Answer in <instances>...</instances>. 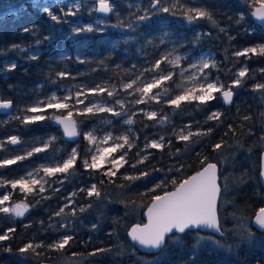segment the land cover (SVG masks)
Masks as SVG:
<instances>
[{"label":"trees","instance_id":"trees-1","mask_svg":"<svg viewBox=\"0 0 264 264\" xmlns=\"http://www.w3.org/2000/svg\"><path fill=\"white\" fill-rule=\"evenodd\" d=\"M184 2L190 7L208 9L219 27L206 19L189 24L182 15L172 16L167 13L154 15L150 20L139 22L132 31L138 36L139 31L145 32L142 39V54H136L133 47L129 50L131 55L120 50L111 52L101 50L90 59L78 62L74 70H78V78L91 84L97 80H105L108 84L117 83L122 65H130L131 62L138 65L144 58L152 64L160 57L159 52L164 46L161 39L163 33H166L169 39H173L184 50L190 49L193 52L202 48L213 50L218 65L217 72L225 85L234 79L233 73H236L238 68L241 66L248 68L243 85L233 89L232 103L225 104L222 98H218L209 102L207 107L202 105L198 109L194 102L182 103L180 109H174L167 103L152 102L148 106L168 116V122L161 125L157 121L148 120L143 113L134 111L136 115H132V118L136 122L133 123L130 133L127 125L119 124L122 116L113 117L111 113L106 112L87 117L77 115V121L81 125L80 137L75 141L78 143L79 158L74 174L64 180L63 184L55 185L57 188L48 189L43 194L51 197L50 199H41L39 204H35V200L40 198H29L30 204L35 206L30 207L23 217L0 213V234H4L8 228L15 229L14 233H9L11 237L9 240L0 242V264H40L43 261L60 264H138L135 261L138 255L148 256L153 253L138 250L127 237L128 228L134 222L143 221L142 212L151 203L153 195L173 189L171 180L176 179L179 182L199 170L204 166L201 161L205 157L206 162L213 161L219 167L220 195L230 201L227 207L232 208L235 213L252 217L261 206L263 188L259 180V164L260 153L264 149V89L254 90V85L264 84V71H261L264 69V57L254 56L247 59L236 57L234 53L249 46L264 44V24L257 22L250 15L253 9L249 6L251 0H248V3L244 0H184ZM142 3L145 8L149 6V0H142ZM40 4L41 0H0V68L8 57L17 61L15 69L0 74V96L12 101L14 112H19V106L31 105L32 99L38 94L46 93L59 83L69 81V77L60 78L56 75L63 62H67L73 68L75 66L72 59L61 61L53 56L56 54L54 52H57L54 49L61 48L64 42L55 30L57 24L51 21ZM120 10L125 12L128 9L122 5ZM241 14L244 15V21L237 24L236 21ZM132 15L130 14V17ZM107 16L108 20L116 25L122 22L121 27L128 22L122 13L115 16L110 12ZM25 28L30 31L25 32ZM220 28H225L226 32L221 33ZM229 36L234 39L229 40ZM13 45L20 47L13 48ZM31 45L43 48L42 52L36 55L38 57L36 60L30 59L31 55L21 51V47ZM169 85L172 94L173 83L170 81ZM216 96L219 97L218 94ZM54 111L52 110L49 116ZM213 111L223 113L220 121L205 122L207 115ZM4 116L0 114V140L5 142L0 153L12 147L11 144H7V138L11 135L20 138L19 145L42 142L44 136L51 130H56L60 134L59 138L63 139L58 125L49 119L25 125L16 117L5 120ZM245 116L250 119L245 120ZM106 117H113L114 124L103 125L106 129L125 132L135 142L126 157L129 163L120 168L111 180L103 175L104 169L93 171L83 166V160L89 157V152L82 134L84 130L82 122L100 121ZM186 125H191L193 132L197 129L205 131L208 128H211L212 132L205 136H194L190 142H183L176 138L174 132H178ZM229 125L234 132L229 129ZM161 136L164 137L165 148L163 150L149 148L142 152V155L147 153L152 155L149 160L132 168L131 164L136 163L139 158L136 153L144 149L145 143L154 139L159 140ZM75 142L66 141L68 145ZM217 143H221L222 146L214 150ZM30 158L17 161L16 164L22 166ZM142 172H148L149 175L135 181L121 178L123 175L139 176ZM7 173L10 176L11 172ZM101 180L104 181L103 184L100 183ZM161 181L165 186L154 192L149 191ZM85 182L96 184L101 197L99 199L95 196L87 197L85 193L79 192L73 198L75 204L72 205L77 209L76 216L70 214V208L65 210L64 215L55 216L54 213L66 203L67 195L74 191L78 192ZM4 191L5 188L0 187V194ZM17 198L12 194L13 200ZM89 204L92 205L91 208H87ZM79 207H85L87 210L80 213ZM219 212L221 211L218 210V216ZM65 224L68 227H64ZM220 224L223 225V222L220 221ZM252 227L256 229L253 225ZM62 235H71L74 239L61 251L47 247L37 249L40 255L30 251L28 253L19 251L29 242L48 245L59 240ZM188 236L189 234H182L179 244L166 245L164 255L156 264H264V248L238 247L232 252L210 248L193 251L190 248L192 238ZM8 248H11V251H7ZM97 249L106 251L97 252Z\"/></svg>","mask_w":264,"mask_h":264},{"label":"snow or ice","instance_id":"snow-or-ice-1","mask_svg":"<svg viewBox=\"0 0 264 264\" xmlns=\"http://www.w3.org/2000/svg\"><path fill=\"white\" fill-rule=\"evenodd\" d=\"M248 3V0H244ZM254 10L251 12V16L255 17L256 20L264 22V0H251L249 5ZM76 11L69 8L67 12H64V16H75L80 9L79 3L74 5ZM133 7V5H129ZM102 13H109L113 11V7L107 2V0H99V7L96 9ZM47 15L51 21L56 24L62 22V18L53 14L52 11L45 8ZM63 11V9H61ZM143 12L142 15H136L134 19H130L127 27L135 30L137 22L150 20L152 16L167 13L172 16L182 15L189 24H192L201 19L208 20L214 26H218L217 21L213 18L212 13L203 7H190L184 0H149V6L146 8L137 7V12ZM244 21V15L241 14L239 19L236 21L237 24ZM65 23L67 21H64ZM99 23V21H98ZM122 24L118 23L115 27H120ZM82 30L92 31L91 25L84 29L74 28L73 32H79ZM25 32L30 29L25 28ZM221 33L226 32L225 28H220ZM49 39V37H45ZM229 40L234 39L229 36ZM39 43V41H37ZM161 39V43H163ZM19 45H13V48H19ZM24 49H21L23 51ZM176 49L173 48L161 54L159 59H156L151 67L143 68L142 71L135 75V78L129 81H121L119 89L122 90L127 96H132L134 99L131 101L121 98V91L117 90V85H109L106 81L97 84L94 87L78 86V90L72 92L69 90L66 95L58 96L53 93L46 100L38 101L35 105L30 106L26 109L21 110L23 115L16 117L22 124L30 125L36 122L45 121L50 119L57 124L64 127L65 134L69 137H75L79 135L77 132V121L73 119V113L77 115L87 117L95 116L97 113L106 112L112 113L113 116L127 115L129 109L126 105H139V104H151L155 102L157 104L167 103L173 106L174 109H180L182 103L196 104L199 109L202 105L207 107L209 102L222 98L225 104L232 103L234 95L233 89L243 85V78L248 73V68L243 67L236 73H233L234 79L228 85H225L217 76L215 79H210L209 74L206 73L205 69H218V65L215 61L209 62L208 59L201 58L196 63L189 64L188 69H181L180 76L186 80L190 86L177 85L182 90L176 94H171V89L165 87L166 82L172 81L174 71L166 70L162 68V65L171 66V69H175L180 66L182 59L180 55H174ZM236 57H245L251 59L254 56L264 57V44H256L251 47H246L242 50H238L234 53ZM30 59L36 60V55L30 56ZM83 62V61H81ZM119 67V66H117ZM16 68V64L13 63L8 69L9 71ZM135 68V65H133ZM189 69H194L187 76L186 72ZM231 72V69L228 70ZM261 71H264L262 69ZM60 78H64L69 74L66 72H58L56 74ZM131 75V71L126 73ZM264 89V84L254 85V90ZM219 93V97L214 95ZM105 96L112 98L111 101L105 99ZM91 97V98H90ZM82 105L83 107H78ZM119 106L120 111L115 110V106ZM12 106L11 101L0 102V109H9ZM47 109L55 110L51 116H45L44 113ZM144 116L148 120H154L161 125L168 122L169 117L162 115L157 111H145L140 109ZM31 113L32 115H28ZM59 113V114H57ZM66 113V114H65ZM131 115H136L133 112ZM223 113L219 111L210 112L207 115L205 122L207 121H220ZM245 120L250 117L245 116ZM131 116L124 121L128 125L135 123ZM191 125H186L178 132H174L176 138L183 142H190L194 136H205L212 132L211 128L205 131L197 129L193 132ZM229 129L234 132L232 126L229 125ZM130 133L131 130L129 129ZM84 139L93 147L88 149L91 154L90 158L83 160V166L85 169H91L93 171H100L104 169L105 164L111 165V167L103 170V175L107 176L110 180L115 177L125 164L129 161L126 157L129 154V150L134 147V140L130 139L129 134H121L119 136H113L112 133H106L102 137L96 135V130H90L83 133ZM55 140V137H51L49 141H45L40 147H32L26 150L23 155H16L13 158H5L0 160V168H4L9 165L16 164L17 161H23L32 157L34 154L45 152L50 146L51 142ZM12 145H18L21 140L18 136H10L7 140ZM5 142L0 141V147H3ZM171 142L169 141V144ZM127 146V147H126ZM164 137L161 136L159 140H152L145 143L144 149L138 151L136 156L139 157L136 163L131 164L132 168H136L138 164H142L149 160L151 153L142 155L141 153L149 148L163 150L165 148ZM221 143L214 145V150L221 148ZM179 151V150H177ZM120 153L119 155H115ZM79 158V153L76 148H73L66 159L56 161L49 164H41L39 167L27 171L24 175L12 180H6L0 178V187L9 185L11 190L3 195H0V213L11 214L15 217H23L26 212L29 211L30 207H34L35 204H39L41 199H50L51 197L43 195L52 186V178L57 177V174H61L63 179H59L58 182L63 184L64 180L68 179L69 176L75 172L76 162ZM205 157L201 163L204 165L201 170L197 171L194 175L187 177L179 182L176 179H172L171 183L174 186V190L165 191L162 195H153L151 197V204L147 209L148 222L145 224H136L128 232L133 242L138 243L146 249L158 250L163 252L166 245L171 241L172 243H178L181 239L177 234H189L194 230L200 229H211L215 233L224 235L222 226L219 222L217 215V199L220 195L221 188L217 183V165L214 163L206 162ZM171 171V169H170ZM179 171V169H177ZM148 172H142L139 176L136 175H123L121 178L128 181H135L140 179L142 176H148ZM261 177H264V170L260 173ZM104 183L103 180L100 181ZM47 186V187H46ZM165 186L164 182L156 184L153 189H149L150 192H154L156 189H160ZM19 191L22 195V199L19 202H12L10 206H3L6 202L12 200V193ZM58 192L59 189H53ZM79 192H83L87 197L95 196L97 199L101 197V192L96 184H92L88 188H81L79 191L72 192L65 199L68 203L64 204L54 213L55 216L60 217L65 214L66 209H71L70 214L76 216L77 209L72 207L75 204L76 197ZM29 197H39L40 199L35 200V204H30ZM89 204L87 208H91ZM85 207H79L78 211L83 213L87 210ZM254 223L259 229L264 230V207H260L256 210L255 216L253 217ZM64 227H68L67 224ZM95 227V225L93 226ZM14 228H8L4 234H0V242L7 241L11 237L9 233H14ZM246 235L250 238L251 232L246 229ZM74 239L71 235H64L61 239L54 241L51 244L44 245L43 243L33 244L31 242L25 244L19 249L21 253H28L29 251L33 254L40 255L37 253L38 248L47 247L49 249H55L61 251L66 245H69L70 241ZM204 240H210L213 244L223 247L219 244V241L212 240V237L199 236L197 232L196 246H199ZM11 251V248L6 249ZM97 252L106 251L105 249H97ZM96 253H91L95 255Z\"/></svg>","mask_w":264,"mask_h":264},{"label":"rangeland","instance_id":"rangeland-1","mask_svg":"<svg viewBox=\"0 0 264 264\" xmlns=\"http://www.w3.org/2000/svg\"><path fill=\"white\" fill-rule=\"evenodd\" d=\"M98 0H41V9L45 11V8L49 9L53 12V14L60 16L62 18V22L60 24L56 25V32H58L59 36L63 40V45L61 48H57L54 50H57L55 55L53 56L57 60H68L72 59V63L75 65L74 68L71 67L67 62H63L61 65V69L59 72H66L69 75L66 77H69V81L67 82H61L58 85L51 88L46 93L38 94L36 97H34L31 101V105H35L38 101L46 100L49 96H51L53 93H55L58 96L66 95L69 90L72 92H75L78 90V86H86V87H94L97 84H101L105 82V80H97L95 83L91 84L89 82H86L80 78H78V70L75 71L76 64L81 61H86L90 59L94 54L98 53L101 50H105L107 52L120 50L121 52L131 55L130 54V48L133 47L136 54H142V39L143 35H145V32L139 31V36L132 33V29H129L127 27L130 19H134L136 15H142L143 12H137V7L143 9L145 8L142 0H109L110 5L113 7V11L111 13H114L115 16L124 14L126 19H128V22L125 26L115 27V23H112L108 20L107 15H101L96 11V2ZM79 3L80 9L77 12L75 16H64V12H67L69 8H72L73 11H76L74 5ZM122 5H125L127 7V11L121 12ZM129 5H133V7H129ZM63 9V11H61ZM46 12V11H45ZM47 13V12H46ZM130 14H133L130 17ZM64 21H67L66 23ZM99 21V23H98ZM139 22H137V25ZM91 25L92 31H86L82 30L79 32H73L74 28H81L84 29L87 26ZM136 25V26H137ZM135 26V28H136ZM142 35V36H141ZM164 41V46L159 52V56L161 54L172 50L173 48L176 49L174 55H180L181 57H185L186 59H182L181 64L179 67L175 69H171V66L168 65H162V68H165L166 70H172L174 71L173 80L171 81L173 83V92L172 95L178 94L182 89L180 87H177V85H183V86H190V84L184 80L180 76L181 69H188L189 64L198 62L201 58L208 59L211 63L212 61L216 62L215 52L209 48H202L197 50L196 52L191 51L190 49L184 50L181 48V45L177 44L173 39H169V35L166 33H163L162 37ZM134 43V44H132ZM251 47V46H249ZM21 49H24L23 51L26 52L27 55H38L42 52L43 48L38 45H31V46H23ZM46 50H49L48 47H45ZM53 51V50H52ZM160 58V57H159ZM158 58V59H159ZM16 59L8 57L4 60L2 67L0 68V74L5 73L13 63L16 64ZM217 64V63H216ZM132 62L130 65H122L121 73L119 74V81L117 83H112L117 85V90L121 91V98H125L128 101L133 100L134 98L132 96H127L122 92V90L119 89V84L123 80L125 82L129 81L130 79L135 78V75L142 71L143 68L151 67V64L149 63V60L144 58L141 61V64L135 65V68H133ZM245 66H241L236 70H240ZM131 71V75H126L127 72ZM191 71H195L194 69H189V72L185 73V76H187ZM206 73L209 74L210 79H215L217 76H219L220 80L222 81V77L218 74L217 69H205ZM107 82V81H106ZM170 82V81H169ZM169 82H166L165 87L170 88ZM111 85V83L109 84ZM219 93H215L214 95ZM91 98V97H90ZM105 99L111 101L110 98L105 96ZM26 106H19V112L10 111L7 114H4V119L7 120L10 117H19L25 113H23L21 110L28 108ZM78 107H83L82 105ZM126 107L129 109V114L122 116L120 118V123H123V125H127V129H131L132 125H128L124 123L126 119L129 118V116L132 115L130 113L137 111L140 112V109H144L145 111H155L153 108H150L146 104H139V105H126ZM53 109H47L44 113H37V114H44L45 116H49V113ZM116 111H120L119 106H115ZM143 113V112H141ZM28 115H32L31 113H27ZM59 114V113H57ZM66 114V113H65ZM112 114V113H111ZM52 115V114H51ZM50 115V116H51ZM77 114L74 111L73 113V119L77 121ZM117 117V116H113ZM113 117H106L103 120H98L95 122L91 121H84L82 122V125L84 126V130L82 131V134L95 129L96 135L98 137L104 136L106 133H112L113 136H119L121 134H125V132H113L110 129H106L103 125H114L112 123ZM133 119V118H132ZM50 120V119H49ZM52 123H54L52 120H50ZM80 125L81 123L77 121V127L80 132ZM58 128H60L63 139H60L59 133L56 130H51L47 132L46 136H44V139L42 142H38L37 144L33 145H12L11 148L2 151L1 158H13L16 155H23L26 150H29L32 147H40L43 145L45 141H49L51 137H55V140L51 142L50 146L45 152L34 154L26 164L20 165L16 164L11 167H4L1 168V175L0 178L6 179V180H12L15 178H18L19 176L24 175L27 171H30L34 168L39 167L41 164H49L54 163L56 161H61L63 159H66L71 153L73 148L77 149L78 143L75 142L72 145H68L66 141L68 140L62 128L58 125ZM11 136H17V135H11ZM10 137V136H9ZM80 137V136H79ZM84 138V136H83ZM8 140V138H7ZM78 140V139H77ZM85 140V139H84ZM158 140V139H154ZM1 141V140H0ZM86 141V140H85ZM152 141V140H151ZM87 149L93 147L90 145L87 141ZM10 144V143H7ZM4 146V144H3ZM2 147H0L1 149ZM78 152V150H77ZM120 153H116L115 155H119ZM90 153L89 157L90 158ZM111 167L109 164L104 165V170ZM8 168V170H6ZM5 169V170H4ZM5 171V172H4ZM11 172L10 176L7 172ZM59 179H63V176L61 174H57V177L52 178V186L49 189L57 188L58 186L55 185H61V183L58 182ZM92 182H85L83 185H81V188H88L90 187ZM47 187V186H46ZM5 191L2 192L0 195H3L7 192L12 191L9 185L4 186ZM228 188V187H227ZM226 188V189H227ZM227 191V190H226ZM72 193V192H71ZM70 193V194H71ZM12 194H15L16 197H18L15 200H10L9 202H6L5 207L10 206L12 202H19L22 199V195L19 193V191H15ZM68 194L67 197L70 195ZM32 199L33 197H29ZM68 203V201H66ZM65 203V204H66ZM230 201L223 197V195H219V201H218V210L219 212L221 223L223 222L222 230L224 232V235H215L210 232L206 231H200V230H194L191 233H189L188 237L192 238V243L190 248L193 251L202 249V248H210V249H225V251L232 252L237 250L238 247H244V248H252L254 246H258L259 248H264V231L254 229L252 227L251 222V216L247 214L242 213H235L232 208L227 207L229 205ZM27 213V212H26ZM25 213V214H26ZM246 229L251 232V237L249 238L246 235ZM197 232L199 236L203 237H212V240L219 241L220 245H223V247L217 246L213 244L210 240H204L199 246H196L197 242ZM181 237L178 243H172L169 241L168 244H179L182 240V234H177ZM62 235L60 239L63 237ZM167 244V245H168ZM164 255L163 252H155L148 256H143L142 254L138 255L136 260L138 264H156L157 261Z\"/></svg>","mask_w":264,"mask_h":264},{"label":"water","instance_id":"water-1","mask_svg":"<svg viewBox=\"0 0 264 264\" xmlns=\"http://www.w3.org/2000/svg\"><path fill=\"white\" fill-rule=\"evenodd\" d=\"M107 2L110 4V1L109 0H107ZM99 7V0L96 2V9ZM254 9H252V11H253ZM97 11V10H96ZM98 13H100L101 15H108L109 13H102V12H99V11H97ZM254 19H255V17H253ZM256 20V19H255ZM257 22H259V23H262V24H264V22H261V21H258V20H256ZM6 101H11L10 99H4V98H1V96H0V102H6ZM11 103H12V101H11ZM12 107H13V104H12V106L9 108V109H0V114H7V113H9L11 110H12ZM54 122V121H53ZM55 123V122H54ZM55 124H57V123H55ZM57 125H59L61 128H62V130H63V132H64V135H65V137L69 140V141H73V142H75V141H77V139L79 138V136H80V132H79V130H78V127H77V125H76V127H77V132L79 133V135H77V136H75V137H69V136H67L66 134H65V131H64V127L62 126V125H60V124H57ZM210 163H214V164H216L215 162H213V161H210ZM217 165V164H216ZM202 169V167L199 169V170H201ZM199 170H197V171H199ZM262 170H264V149L261 151V153H260V164H259V180H260V184H261V186H262V188H263V193H262V204H261V206L260 207H264V177H261V175H260V173H261V171ZM196 171V172H197ZM196 172H194V173H192L191 175H194ZM218 173H219V167H218V165H217V176L219 177V175H218ZM191 175H189V176H191ZM188 176V177H189ZM186 179V178H185ZM217 183L219 184V181L217 180ZM172 190H174V188L173 189H171V190H168V191H172ZM165 192V191H164ZM164 192H162V193H160V194H158V195H162ZM218 201H219V197H218V199H217V215H218ZM151 204V203H150ZM149 204V205H150ZM148 205V206H149ZM148 206L146 207V209L142 212V216H143V221H141V222H134L133 224H131V226L128 228V230H127V237H128V239L131 241V242H133L132 240H131V237L128 235V232L131 230V228L134 226V225H136V224H145V223H147L148 222V218H147V209H148ZM259 207V208H260ZM258 208V209H259ZM255 216V213L253 214V216H252V218H251V222H252V225L256 228V229H259V227L254 223V220H253V217ZM200 231H208V232H210V233H213V234H215V235H221L220 233H215L213 230H211V229H200ZM134 243V245L136 246V248H139V249H141L142 251H144V252H146V253H155V252H158V250H152V249H146V248H144L143 246H141V245H139L138 243H136V242H133ZM40 264H60V263H56V262H51V261H43V262H41Z\"/></svg>","mask_w":264,"mask_h":264},{"label":"flooded vegetation","instance_id":"flooded-vegetation-1","mask_svg":"<svg viewBox=\"0 0 264 264\" xmlns=\"http://www.w3.org/2000/svg\"><path fill=\"white\" fill-rule=\"evenodd\" d=\"M252 218V217H251ZM218 219H219V216H218ZM206 232H208V231H206ZM138 250H141V249H139V248H137ZM142 251V250H141Z\"/></svg>","mask_w":264,"mask_h":264}]
</instances>
